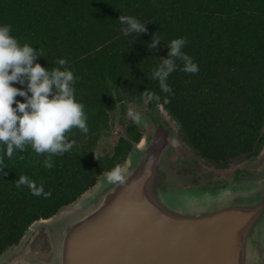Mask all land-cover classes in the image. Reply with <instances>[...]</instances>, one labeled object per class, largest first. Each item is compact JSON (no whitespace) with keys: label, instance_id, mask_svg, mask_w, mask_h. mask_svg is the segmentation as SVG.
I'll return each instance as SVG.
<instances>
[{"label":"trees","instance_id":"trees-1","mask_svg":"<svg viewBox=\"0 0 264 264\" xmlns=\"http://www.w3.org/2000/svg\"><path fill=\"white\" fill-rule=\"evenodd\" d=\"M120 15L137 17L146 30L124 35ZM0 23L11 24L21 44L41 49L35 62L45 69L73 71L75 97L84 105L89 129L65 133L75 143L53 156L52 168L44 166L48 154L35 153L30 144L11 158L0 145V254L35 221L74 202L125 161L141 138L131 122L111 150L98 149L110 136L111 114L123 115L127 103L160 106L179 139L217 164L251 158L264 148V0H0ZM154 37L159 42L151 48ZM176 37L185 38L183 51L200 75L186 76L185 63L176 59L168 94L152 70L167 58L168 42ZM58 58L67 64L58 65ZM145 90L161 101L148 100ZM21 175L51 195L17 185Z\"/></svg>","mask_w":264,"mask_h":264},{"label":"water","instance_id":"water-1","mask_svg":"<svg viewBox=\"0 0 264 264\" xmlns=\"http://www.w3.org/2000/svg\"><path fill=\"white\" fill-rule=\"evenodd\" d=\"M173 141L158 125L118 166L120 179L106 172L35 221L0 264H50L58 248L59 264H264V177L205 186L214 197L195 205L159 164Z\"/></svg>","mask_w":264,"mask_h":264},{"label":"clouds","instance_id":"clouds-1","mask_svg":"<svg viewBox=\"0 0 264 264\" xmlns=\"http://www.w3.org/2000/svg\"><path fill=\"white\" fill-rule=\"evenodd\" d=\"M118 20L120 31L126 36L146 30L145 23L135 16L120 15ZM158 42L159 39L154 37L149 47L154 48ZM185 43L184 37L171 39L167 58H161L152 70V78L158 81L164 93L172 94L167 80L177 68L176 59L185 63L186 76L200 75L199 66L189 60L183 51ZM40 54L41 49L34 50L29 43L21 44L12 35L11 24L0 23V145L3 146L4 155L11 158L14 152H23L30 144L35 153L48 154L44 166L52 168L53 156L70 151L75 143V140H68L65 133L73 127L85 134L89 129L84 105L75 97L74 83L78 77L67 67L45 69L35 62ZM57 63L63 66L67 60L58 58ZM11 82L25 87L13 86ZM142 94L157 103L162 99L155 91L145 90ZM17 95L23 101L16 100ZM163 101L166 103L167 97ZM127 111L134 122H141L140 112L131 108ZM119 172V167H114L108 171L107 179H120ZM20 184H26L35 195H51L50 191H44L43 184L37 186L34 180L25 175L19 177L17 185Z\"/></svg>","mask_w":264,"mask_h":264},{"label":"rangeland","instance_id":"rangeland-1","mask_svg":"<svg viewBox=\"0 0 264 264\" xmlns=\"http://www.w3.org/2000/svg\"><path fill=\"white\" fill-rule=\"evenodd\" d=\"M123 115L120 114L118 110L111 114L112 128L109 138L104 139L99 145V151H108L111 146H113L119 137L125 136V125L128 122L133 123L140 131L141 138H150L153 130L158 126L162 125L165 129L169 128V136L174 138L173 146H169L166 149V154L162 155V159L165 157L170 159L171 171L176 173L175 176L180 178H186L187 182H192V185H199L207 177L218 176L221 179H231L237 171L245 170L248 173V179H254L260 176L264 171V148L260 153L251 159H236L231 162L228 166H214L211 163L206 162L203 158L199 157L193 149L190 148L186 143L179 139V136L175 132V124L166 115V112L159 106L157 109L148 108L146 102L143 104L127 103ZM133 109L142 114V120L140 123L134 122L132 118L128 115V109ZM147 112L156 118V123L153 122L155 118H151V121L147 117ZM121 119L123 121H121ZM111 150V149H110ZM164 152V153H165ZM160 164V162H159ZM162 165V164H161ZM259 171V172H258ZM258 172V173H256ZM256 173V175H255ZM264 175L258 180L263 179ZM252 180V181H258ZM246 181V182H252ZM233 183L227 180L226 184ZM242 183V182H241ZM219 186V187H223ZM205 187V186H204ZM211 187V186H209ZM185 190L184 197L187 201L200 206H205L206 203L214 197L211 189H202L197 187L183 188ZM218 188V187H212ZM202 191H209L208 193ZM177 196V195H175ZM176 198V197H175ZM172 202V201H171ZM201 202V203H200ZM188 203V202H187ZM60 259V248L54 251V259L50 264H59Z\"/></svg>","mask_w":264,"mask_h":264},{"label":"flooded vegetation","instance_id":"flooded-vegetation-1","mask_svg":"<svg viewBox=\"0 0 264 264\" xmlns=\"http://www.w3.org/2000/svg\"><path fill=\"white\" fill-rule=\"evenodd\" d=\"M148 106V105H147ZM150 108V107H148ZM151 109H154V108H151ZM147 117L153 121L151 118H155L154 116H152L150 113L147 112ZM156 123V118L154 119V121ZM167 128V132L169 134L170 130L168 127ZM262 150V149H261ZM260 150V151H261ZM259 151V153H260ZM196 153V152H195ZM258 153V154H259ZM166 154V152L164 153ZM163 154V155H164ZM199 157L203 158L201 155H199L198 153H196ZM257 154V155H258ZM257 155H254L252 156L251 158L257 156ZM163 157V156H162ZM160 159V165L164 168V171H165V174H166V178L168 179V181L173 184V185H176V186H179V187H183V188H190V187H197V188H202L204 186H211V187H219V186H223L227 180H230L231 182L233 183H241V182H246V181H252V180H258L259 178H261L263 175H264V171L263 173L254 178V179H248V173L247 171L245 170H240V171H237L235 173V175L231 178V179H221V177H218V176H214V177H207V179L203 180V182L201 184H197V185H192V182H187L186 178H178L175 176L176 173H173L171 171V167H170V163L172 162L170 159H167V154H166V157L164 159ZM251 158H241V159H251ZM204 160H206L205 158H203ZM237 161V160H236ZM206 162H209L211 163L210 165H214V166H228L231 162L229 163H216V162H212V161H209V160H206ZM233 162V161H232ZM259 172V171H258ZM256 172V173H258ZM255 173V175H256Z\"/></svg>","mask_w":264,"mask_h":264}]
</instances>
